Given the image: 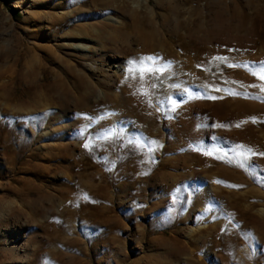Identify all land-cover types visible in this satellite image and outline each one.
I'll return each instance as SVG.
<instances>
[{
	"label": "rangeland",
	"instance_id": "obj_1",
	"mask_svg": "<svg viewBox=\"0 0 264 264\" xmlns=\"http://www.w3.org/2000/svg\"><path fill=\"white\" fill-rule=\"evenodd\" d=\"M262 77L264 0H0V264H264Z\"/></svg>",
	"mask_w": 264,
	"mask_h": 264
},
{
	"label": "bare ground",
	"instance_id": "obj_2",
	"mask_svg": "<svg viewBox=\"0 0 264 264\" xmlns=\"http://www.w3.org/2000/svg\"><path fill=\"white\" fill-rule=\"evenodd\" d=\"M94 0H92V2H93ZM109 58H111V59H109V61L111 62H113V61H115V57L114 56H109ZM87 88V87H86ZM217 147H219V148H223L222 147V145L221 144H219V143H217L216 141H211L210 142V144H209V146H208V150L210 151L211 149H213V148H217ZM195 175H197L196 177H194L195 179H194V181H192V183L190 182H188V183H186L185 184V186H186V188L190 191L192 188L193 189H198V190H200V191H202L206 196L207 195H210L211 193L210 192H215V193H217V192H219V191H221V189L219 188V187H217V186H212V187H208V186H205V179H204V177L203 176H200L201 174L199 173V172H196V174ZM177 192V191H176ZM214 193V194H215ZM176 194V193H175ZM229 197H234L235 198V196L233 195V194H231L230 192H229ZM206 239H204L203 240V243H205L206 241H205ZM206 255L208 256L209 255V252H206ZM209 257V256H208ZM214 258H215V256H214ZM216 259V258H215ZM214 260V259H213Z\"/></svg>",
	"mask_w": 264,
	"mask_h": 264
},
{
	"label": "snow or ice",
	"instance_id": "obj_3",
	"mask_svg": "<svg viewBox=\"0 0 264 264\" xmlns=\"http://www.w3.org/2000/svg\"><path fill=\"white\" fill-rule=\"evenodd\" d=\"M145 58H141V62H143V60H144ZM147 59H149V60H151L152 58L151 57H148ZM129 63V65H132L133 63H134V61H129L128 62ZM129 72H131L133 69L131 68V67H129L128 69H127ZM127 78V77H126ZM262 78H264V77H262ZM214 98V97H213ZM87 147V146H86ZM261 155H264V153H262Z\"/></svg>",
	"mask_w": 264,
	"mask_h": 264
}]
</instances>
